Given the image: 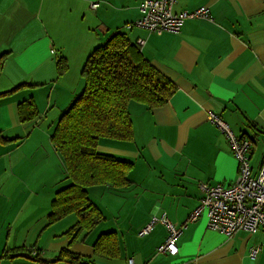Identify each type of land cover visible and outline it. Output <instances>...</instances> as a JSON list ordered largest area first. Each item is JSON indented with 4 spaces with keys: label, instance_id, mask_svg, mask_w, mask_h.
Instances as JSON below:
<instances>
[{
    "label": "crops",
    "instance_id": "0c3cea01",
    "mask_svg": "<svg viewBox=\"0 0 264 264\" xmlns=\"http://www.w3.org/2000/svg\"><path fill=\"white\" fill-rule=\"evenodd\" d=\"M145 1L0 0V57L5 56L0 94L27 86L0 99V132L13 141L0 143V242L6 239L0 245V264H264V231L227 238L208 228L206 216L183 231L176 256L158 252L168 237L166 226L157 224L148 236L139 237L163 214L181 226L200 205L202 184L228 187L236 182L238 162L227 137L211 124V113L251 141L250 163L254 174L260 171L264 0H178L176 14L206 7L213 20H189L180 34L161 36L126 29L141 19ZM93 3L99 5L96 10ZM117 33L136 46L145 41L141 53L177 92L159 109L130 104L132 142L100 141L101 153L133 163L131 186L89 187L104 220L72 242L66 233L76 224L75 215L50 223L56 193L71 184L51 136L76 91L64 78L51 82L59 58L67 59L65 75L77 74L94 49ZM29 98L35 100L39 117L22 123L18 106ZM53 108L55 120L42 124L40 112L47 116ZM112 232L118 257L96 256L95 242ZM252 248L258 249L254 259ZM63 250L70 254L64 259Z\"/></svg>",
    "mask_w": 264,
    "mask_h": 264
},
{
    "label": "trees",
    "instance_id": "16d2710c",
    "mask_svg": "<svg viewBox=\"0 0 264 264\" xmlns=\"http://www.w3.org/2000/svg\"><path fill=\"white\" fill-rule=\"evenodd\" d=\"M4 57H0V72ZM68 68L67 59L59 58L57 69L60 76ZM82 76L85 82L82 93L75 96L51 136L52 144L63 158L71 184L56 193L50 223L75 215L77 222L66 233L72 242L82 233L90 234L104 220L103 213L89 197V187L110 185L122 189L131 186L129 172L133 163L101 153L100 141L132 142L134 129L130 104L159 109L177 92L176 85L151 65L140 48L122 33L115 34L94 49L84 64ZM26 87L20 85L0 94V99ZM18 116L22 123L39 117L33 98L19 104ZM11 142L0 132V143ZM94 249L98 257L117 258L119 246L115 233L101 235ZM66 255L70 254L63 250L60 257Z\"/></svg>",
    "mask_w": 264,
    "mask_h": 264
},
{
    "label": "built area",
    "instance_id": "2783aa9c",
    "mask_svg": "<svg viewBox=\"0 0 264 264\" xmlns=\"http://www.w3.org/2000/svg\"><path fill=\"white\" fill-rule=\"evenodd\" d=\"M178 0H147L141 7L142 17L135 24L126 26L127 30L135 27L145 29L157 35L166 33L180 34L183 26L189 20H213L210 10L201 7L194 11H184L176 14L174 7ZM98 3L91 8L96 10ZM145 41L138 40L141 49ZM55 51H52L54 53ZM209 120L222 134L227 137L233 155L239 165V176L236 182L228 187L202 184L200 189L203 198L200 205L189 215L187 220L176 226L167 216L154 217L151 222L139 232V237L145 238L157 224L166 226L168 237L159 247L158 252L169 256H176L179 252L177 241L190 223H195L206 216L208 228L219 232L227 238H233L237 233L245 231L256 234L264 231V163L257 174H254L250 163L252 143L246 138L239 137L230 125L219 116L211 113ZM258 253L252 248L250 257L254 259ZM34 255L37 252L34 251ZM129 264H134L133 260Z\"/></svg>",
    "mask_w": 264,
    "mask_h": 264
},
{
    "label": "rangeland",
    "instance_id": "374dc122",
    "mask_svg": "<svg viewBox=\"0 0 264 264\" xmlns=\"http://www.w3.org/2000/svg\"><path fill=\"white\" fill-rule=\"evenodd\" d=\"M65 74L60 76L58 69H57L56 79L52 80L53 82H51V84L57 83V78H64L63 82L64 83L66 82L65 84L72 91H76L77 96L80 95L82 93V91L84 89V85H85L84 78L82 76V71L78 72L77 74H72V75H65ZM44 99H47V96L44 97ZM44 105H46V104H44ZM55 112H57V108H53L51 110L49 109L47 116L45 115V112H40L41 113V119H43L42 124H44L46 126L51 125L52 121L55 120V118H56ZM57 122H59V120ZM2 241H3V246H4V242H6V239L2 240ZM2 241L0 242V245H2ZM57 264H64V263H57Z\"/></svg>",
    "mask_w": 264,
    "mask_h": 264
}]
</instances>
